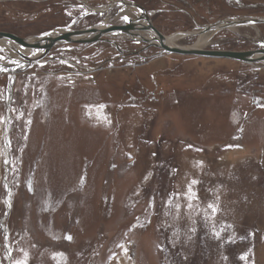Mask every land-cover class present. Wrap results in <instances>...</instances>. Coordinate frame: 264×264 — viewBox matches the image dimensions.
<instances>
[{
    "label": "rangeland",
    "instance_id": "374dc122",
    "mask_svg": "<svg viewBox=\"0 0 264 264\" xmlns=\"http://www.w3.org/2000/svg\"><path fill=\"white\" fill-rule=\"evenodd\" d=\"M129 4L188 47L264 18V0H0V31L123 26ZM105 39L30 66L0 46V264H264V63ZM204 50H264V23Z\"/></svg>",
    "mask_w": 264,
    "mask_h": 264
},
{
    "label": "water",
    "instance_id": "95a60500",
    "mask_svg": "<svg viewBox=\"0 0 264 264\" xmlns=\"http://www.w3.org/2000/svg\"><path fill=\"white\" fill-rule=\"evenodd\" d=\"M137 9H139L142 14L141 17L128 21V24L123 26L112 25L107 28H100L99 26L91 27L88 29L82 30H72V29H65L64 32H61L51 38H48L44 41H36L33 42L29 38H19L15 35L1 32L0 31V40L11 44L12 46L20 45L23 47H29L33 49H42L43 52L39 56H31L24 54L23 52H18L19 56L23 59L25 65L30 66L37 62L43 61L44 58L51 52L53 47L59 44H93L97 42H110L106 40L105 37L109 36V34L115 33H124L129 36L132 40L135 39V35H137L138 31H152L157 34V40H153L151 38L140 37V40L148 46H155L161 49V53H172V54H180V55H190V56H202L208 58H228V59H235L249 64H257L264 62V50L258 51H250V52H231V51H217V50H200V49H183L178 47H170L166 44L167 37L164 36L162 33L158 32L156 28L153 26L152 21L150 20L149 12L135 4H130ZM99 12V11H97ZM142 20H145L148 25L142 24ZM232 23L229 26L234 25H245V24H261L264 23L263 19H249L243 22H230ZM217 25H211L208 28L203 29L201 32H209L213 28H216ZM227 26H222L220 29L226 28ZM24 65V64H23ZM22 65V66H23ZM18 70H21V63H19Z\"/></svg>",
    "mask_w": 264,
    "mask_h": 264
},
{
    "label": "bare ground",
    "instance_id": "6f19581e",
    "mask_svg": "<svg viewBox=\"0 0 264 264\" xmlns=\"http://www.w3.org/2000/svg\"><path fill=\"white\" fill-rule=\"evenodd\" d=\"M130 5V4H129ZM137 11V10H136ZM135 13L134 9L132 8V5H130L128 8L124 9V12L122 13L121 17L123 16H126L127 14L129 13ZM142 13V12H141ZM141 13L139 14V17H141ZM132 16V15H130ZM120 17V18H121ZM129 17V16H128ZM138 17V18H139ZM132 20H135V19H132ZM142 24L144 25H148L147 22H143ZM232 23L228 22V21H225V22H222L220 24H218L216 26V28H213L211 31L209 32H200L199 33V38H198V41L193 45V46H180L179 45V40H181V38L184 37L185 34H175V35H172L170 37H167L166 39V44L170 47H178V48H183V49H200V50H203L204 47L210 42V38L211 36L216 33L218 30H220V28L222 26H227L231 29H234V26H229L231 25ZM110 25H108V23H105V24H102L101 26H99L100 28H107L109 27ZM120 26V25H119ZM65 30H57L51 34H48V35H44L42 37H38V38H30L31 41L33 42H36V41H44V40H47L48 38H51L52 36H55L61 32H64ZM111 34H117V35H124V36H127L129 37L127 34H124V33H111ZM109 34V35H111ZM186 36V35H185ZM123 37V36H122ZM135 39H140V37H145V38H151L153 40H157L158 36L157 34H155L154 32H148V31H144V30H141V31H138L137 35L134 36ZM126 38V37H125ZM158 41V40H157ZM0 46L2 49H4L6 52L8 53H11L13 54V52H16L18 54V52H23L24 54H29L31 56H39L42 54L43 50L42 49H33V48H27V47H23V46H20V45H14L12 46L11 44L7 43V42H4V41H1L0 40ZM264 63V62H262Z\"/></svg>",
    "mask_w": 264,
    "mask_h": 264
},
{
    "label": "crops",
    "instance_id": "0c3cea01",
    "mask_svg": "<svg viewBox=\"0 0 264 264\" xmlns=\"http://www.w3.org/2000/svg\"><path fill=\"white\" fill-rule=\"evenodd\" d=\"M261 137H259V139H257V156H259V162H260V168L257 169V176L259 178L264 177V123L262 124V129H261ZM258 136V134H257ZM257 160V161H258ZM261 181H264V179L260 180L257 178V186H258V182L260 183V191H259V196H258V190H257V199L258 202L260 203V209H264V195H262V192L264 193L263 189L264 188L261 184ZM258 188V189H259ZM257 202V203H258Z\"/></svg>",
    "mask_w": 264,
    "mask_h": 264
},
{
    "label": "snow or ice",
    "instance_id": "6c2138e0",
    "mask_svg": "<svg viewBox=\"0 0 264 264\" xmlns=\"http://www.w3.org/2000/svg\"><path fill=\"white\" fill-rule=\"evenodd\" d=\"M192 183H196V181H193ZM190 190V189H189ZM193 196L195 195L194 193L192 194ZM209 207L211 208L212 205H209ZM213 211H215V209H213ZM69 239H71V237H69Z\"/></svg>",
    "mask_w": 264,
    "mask_h": 264
}]
</instances>
